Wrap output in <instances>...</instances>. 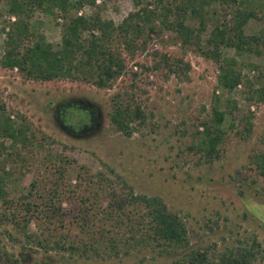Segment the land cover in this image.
<instances>
[{
  "label": "rangeland",
  "instance_id": "1",
  "mask_svg": "<svg viewBox=\"0 0 264 264\" xmlns=\"http://www.w3.org/2000/svg\"><path fill=\"white\" fill-rule=\"evenodd\" d=\"M257 1L261 8L257 19L245 24L246 36L264 31V0ZM144 3L153 9L156 0ZM134 10V0H96L94 5L86 3L76 14L92 16L99 12L103 20L118 26ZM226 10V4L218 2L208 9L203 41L214 25L231 21ZM12 17L5 1L0 2V58L5 51L6 32L15 21ZM61 23V18L55 20L41 13L32 19L33 27L39 28L53 46L60 43ZM189 24L196 26L197 22ZM92 35L98 33L87 31L84 38ZM145 41L143 50L139 48L132 56L121 49L125 72L106 89L80 81H31L17 70L0 67V106L5 115L26 127L28 136L46 138L43 148L17 147L14 152L21 155L22 161L12 152V143L5 142L6 154L11 155L5 156L4 169L12 176L7 198L18 201L28 193L32 182L49 189L58 181L65 191L61 209L65 218L70 219L79 198L92 195L96 187L83 177L102 174L115 184L121 179L134 195L161 198L168 210L185 222L190 248L221 253L249 246L255 240L260 247L253 264H264V178L253 162L256 155L264 154V100L251 98L252 91L259 87V74H264V58L255 54L236 56L234 50H224L222 56L236 60L253 89L240 84L227 95L217 85L220 63L205 58L193 47L183 46L172 31L158 32ZM177 61L178 69L168 68ZM248 64L257 69L250 70ZM123 96L145 115L131 136L116 132L110 125L112 106ZM215 97L220 100L221 110L227 111L224 106L228 98L237 108L232 115L226 112L222 126L225 135L218 157L206 162L195 145L197 131H202L200 124L212 118ZM66 99H84L98 106L100 126L93 134L75 139L57 128L53 110ZM58 166L67 170L62 178L56 174ZM101 192V208H105L108 199ZM111 198L123 206L130 204L123 188ZM0 209H8L2 200ZM28 230L36 232L33 223ZM0 248L19 264H43L45 257L9 222L0 225ZM24 256L27 260H23ZM48 256L52 264H169L177 258L158 256L144 249L120 253L118 257H86L69 252H52Z\"/></svg>",
  "mask_w": 264,
  "mask_h": 264
},
{
  "label": "trees",
  "instance_id": "2",
  "mask_svg": "<svg viewBox=\"0 0 264 264\" xmlns=\"http://www.w3.org/2000/svg\"><path fill=\"white\" fill-rule=\"evenodd\" d=\"M2 1H5L8 14L15 17V21L10 23L6 32L0 67L17 70L31 81L70 80L91 84L98 89L110 88L125 72L121 49L132 56L139 48L143 50L146 37L161 31H172L183 46L193 47L205 58L219 62L217 85L227 95L240 84L251 91L253 89L238 69L236 60L224 58L223 51L232 49L236 56L255 54L264 58V31L250 36L243 31L249 20L257 19L261 8L257 0H156L153 9L144 0H134L135 10L118 26L103 20L99 12L92 16H77V10L86 3L94 5L96 0ZM215 2L226 4L225 14H231V21L214 25L203 41L202 34L208 23L206 13ZM37 13L55 20L61 18L60 43L57 46L48 43L42 31L33 27L32 19ZM193 21L197 22L196 26L189 24ZM87 31H96L98 35L84 38ZM163 61L168 63L167 58ZM179 66L177 61L168 68L178 69ZM247 68L257 69L250 64ZM257 84L259 87L252 91L251 98L264 100L263 73L259 74ZM214 101L212 118L200 124L202 131H197L195 145L206 162L218 157L225 135L222 126L226 112L232 115L237 108L229 98L224 106L227 111L220 109L218 97ZM144 116L140 107L131 105L124 96L118 97L112 106L110 125L116 132L131 136L136 126L145 120ZM53 119L63 134L82 139L100 126L101 112L97 105L84 99H66L54 107ZM26 130V127L10 120L4 107L0 106V200L5 208L8 207L5 211L0 209V225L13 223L27 243L45 254L43 264H52L48 256L52 252L118 257L120 253L143 249L158 256H177L169 264H253L255 261L260 247L255 240L249 246L226 249L221 253L190 248L185 222L178 214L170 212L161 198L134 195L121 179L119 184H115L102 174L83 177L96 187L92 195L79 198L70 219L65 218L61 209L65 191L58 181L49 189L32 182L27 194L18 201H10L7 197L12 176L4 167L5 156L11 153L6 154L5 142L12 143V152L15 153L17 147L23 150L43 148L42 142L46 141L45 137L38 140L34 134L28 136ZM15 157L23 160L19 153H15ZM253 162L264 178V154L256 155ZM63 166L56 169L60 178L67 171ZM122 188L129 205L123 206L111 198ZM100 192L108 199L105 208H101ZM32 223L36 228L34 233L28 230ZM59 229L67 231H57ZM25 258L23 260H27ZM0 264H19V261L0 248Z\"/></svg>",
  "mask_w": 264,
  "mask_h": 264
},
{
  "label": "built area",
  "instance_id": "3",
  "mask_svg": "<svg viewBox=\"0 0 264 264\" xmlns=\"http://www.w3.org/2000/svg\"><path fill=\"white\" fill-rule=\"evenodd\" d=\"M11 20L14 21V18L12 17Z\"/></svg>",
  "mask_w": 264,
  "mask_h": 264
}]
</instances>
